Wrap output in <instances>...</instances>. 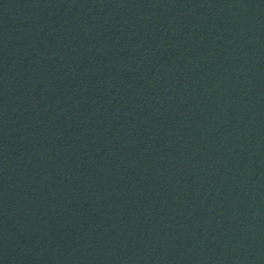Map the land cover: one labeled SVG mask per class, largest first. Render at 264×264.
<instances>
[{
    "label": "water",
    "instance_id": "water-1",
    "mask_svg": "<svg viewBox=\"0 0 264 264\" xmlns=\"http://www.w3.org/2000/svg\"><path fill=\"white\" fill-rule=\"evenodd\" d=\"M0 264H264V0H0Z\"/></svg>",
    "mask_w": 264,
    "mask_h": 264
}]
</instances>
